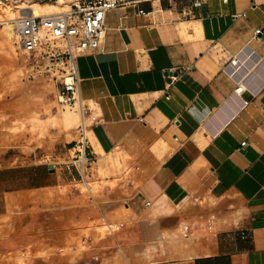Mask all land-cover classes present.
<instances>
[{"label": "crops", "instance_id": "crops-1", "mask_svg": "<svg viewBox=\"0 0 264 264\" xmlns=\"http://www.w3.org/2000/svg\"><path fill=\"white\" fill-rule=\"evenodd\" d=\"M124 1L76 60L93 164L132 168L83 208L108 228L85 257L264 264V0Z\"/></svg>", "mask_w": 264, "mask_h": 264}, {"label": "rangeland", "instance_id": "rangeland-1", "mask_svg": "<svg viewBox=\"0 0 264 264\" xmlns=\"http://www.w3.org/2000/svg\"><path fill=\"white\" fill-rule=\"evenodd\" d=\"M32 1L55 0H0V264H94L95 257H85L87 241L108 228L83 208L106 188L130 183L132 168L127 158L122 164L108 157L115 172L91 164L86 184L67 169L64 142L74 138L78 114L58 102L49 77H27L15 35L5 33L19 7ZM63 1L54 12L68 9ZM39 11L51 14L46 6ZM109 259L104 264H127Z\"/></svg>", "mask_w": 264, "mask_h": 264}, {"label": "built area", "instance_id": "built-area-1", "mask_svg": "<svg viewBox=\"0 0 264 264\" xmlns=\"http://www.w3.org/2000/svg\"><path fill=\"white\" fill-rule=\"evenodd\" d=\"M191 1L193 5L201 2ZM124 4V0H73L68 9L51 14L34 15L18 9V17L11 20L17 47L29 64L27 77H49L55 83L58 102L78 114L75 140L67 150L65 163L85 184L94 159L88 134L95 117L82 98L76 60L101 46L107 12ZM230 63L235 64L236 59L232 58ZM243 91L240 84L234 90L237 95ZM244 146L245 142H241L240 148Z\"/></svg>", "mask_w": 264, "mask_h": 264}, {"label": "bare ground", "instance_id": "bare-ground-1", "mask_svg": "<svg viewBox=\"0 0 264 264\" xmlns=\"http://www.w3.org/2000/svg\"><path fill=\"white\" fill-rule=\"evenodd\" d=\"M64 3L63 0H55L53 3H44V4H41L37 1H32V2H29V4H23L19 7V9H25L29 12H31L32 14L34 15H40V9L44 6L48 7L50 12H54V10L56 9V7H59L61 6L62 4ZM19 15V13H18ZM11 26H12V23H11ZM6 33V36L7 37H12L15 35L14 33V30H13V27L11 29L10 25L8 26V28L6 29L5 31ZM15 37V36H14ZM169 84V83H168ZM66 116V115H65ZM70 117V116H69ZM73 117V119L75 118V115L74 116H71V118ZM68 120V119H67ZM70 120V119H69ZM68 122V121H67Z\"/></svg>", "mask_w": 264, "mask_h": 264}]
</instances>
